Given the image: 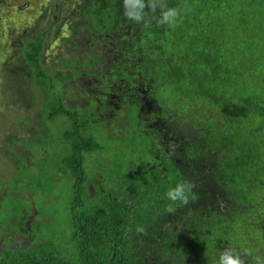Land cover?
I'll use <instances>...</instances> for the list:
<instances>
[{
    "label": "trees",
    "instance_id": "16d2710c",
    "mask_svg": "<svg viewBox=\"0 0 264 264\" xmlns=\"http://www.w3.org/2000/svg\"><path fill=\"white\" fill-rule=\"evenodd\" d=\"M37 1L34 7L29 0H0V87L16 78L24 87L25 75L38 87L34 93L43 89L40 130L26 142L37 153V144L54 138L53 132L63 135L58 141L63 149L53 153L61 161L49 170H69L75 179L69 203L72 252L41 243L38 250L16 251L2 263L218 264L226 248L239 252L245 264H253L255 256L264 258V0H165L180 9L175 27L157 22L161 0H154V15L144 9L148 25L124 15V0L86 5L74 27L84 26L85 33H125L123 59L131 66L125 71L132 74L125 75L135 90L125 82L114 87L120 73H106L101 64L82 57L90 56L85 52L70 51L62 69L51 65V52L42 55L44 36L72 31L65 24L70 13L65 20L55 19L58 13L48 5L41 14L43 1ZM135 6L129 0V10ZM122 22L129 27L123 30ZM34 25L36 33L22 35ZM137 30L130 39L128 33ZM59 38L52 40L73 41L72 36ZM60 53L55 51L52 59L60 61L65 55ZM93 62L97 71L78 93L80 106L70 101L66 106L56 87L59 79L64 75L68 87L69 80L92 74L89 67L73 75L68 69ZM52 68L54 76L49 75ZM54 97L64 101L56 106ZM127 111L132 119H125L123 135L99 142L91 134L98 128L108 135L106 122ZM60 120L71 128L63 129ZM118 137L121 149L113 145ZM100 157L112 158L103 173ZM179 182H190L196 198L190 195L187 205L175 202V212L169 213L173 202L166 192Z\"/></svg>",
    "mask_w": 264,
    "mask_h": 264
},
{
    "label": "rangeland",
    "instance_id": "374dc122",
    "mask_svg": "<svg viewBox=\"0 0 264 264\" xmlns=\"http://www.w3.org/2000/svg\"><path fill=\"white\" fill-rule=\"evenodd\" d=\"M29 1L34 7L39 3L38 1L35 2V0ZM71 36H74L73 31H71ZM123 37L124 34L120 35L117 41L119 42ZM50 64H52V58ZM54 65L56 68L59 66L58 62H55ZM50 74H54V69L50 71ZM68 75L72 74L68 72ZM63 77L65 76H61L56 87L65 94ZM21 80L24 87L21 90V94L18 95L19 98L15 102L14 107L12 100H6L3 103L0 99V198L4 194H8L0 199V205L2 206L0 207V211L6 214L10 213V220L6 225L10 229H14L17 223L23 226L26 220L25 217L28 216L27 224L33 225L32 231H28V233L33 236L35 241L34 246H39L43 243L44 247L51 245L56 248L58 247L65 254H69V252H72L70 243L71 231H73L69 203L74 195L75 179L71 173H68L70 172L69 170L65 173V171L61 172L62 170L58 169L57 175L49 170V168H55L56 163L61 161L59 159L56 160L57 157L53 153L56 152L58 154L59 150L63 149V146L53 143L59 147H54V145L55 150L51 148L49 151L43 149L44 153H42V156H40V151L31 153L28 165L34 166L33 168H23L25 163L23 158H20L22 170L20 168L15 170L13 167L15 159H19L15 156L14 152L19 154L20 149L13 147L14 143H10L8 135L11 133V129L15 127L19 130L21 138L25 139L24 144L21 146L24 150L29 149L30 143H27L26 139L30 138L31 129L37 123V114L42 109L41 101L44 99L43 89H41V94L34 93L39 89L36 85L31 84L28 76L21 75ZM86 80L89 79L77 78L68 81L71 87L70 94L73 96L70 100V105L78 103L80 106L77 96L79 92H82L81 88L84 87ZM54 101H57V97H54ZM122 114L127 118L119 117L116 119V116H111L109 122L107 121L104 125L108 128V135L99 132L98 128L94 130L92 128L91 134L98 136L99 142H109L114 136L123 135L127 129L126 120L129 122L132 118L129 111L120 113V115ZM21 120L27 122L20 125ZM62 126L64 127L63 129L71 128V124L69 122L65 123V121L62 122ZM53 134H56V131ZM120 139L118 137L113 141V145L117 148L119 147V149L123 148ZM48 144H51V142L49 141ZM113 145L110 146V152L114 151L115 147ZM37 146H40V143ZM40 158H43L42 163H40ZM100 161L102 163V173L104 169L112 166L111 157H100ZM91 163L92 165H88L86 168V173H88L89 177L93 175L92 171H94V163L92 161ZM109 173L105 175V178L107 176L106 179L111 178V174ZM101 176L97 175L96 177L99 178ZM32 196H34L33 200L31 199ZM20 211L22 215L24 214V218L19 213ZM0 222L5 224V220L2 217H0ZM37 250L34 252H37Z\"/></svg>",
    "mask_w": 264,
    "mask_h": 264
},
{
    "label": "flooded vegetation",
    "instance_id": "af4514ba",
    "mask_svg": "<svg viewBox=\"0 0 264 264\" xmlns=\"http://www.w3.org/2000/svg\"><path fill=\"white\" fill-rule=\"evenodd\" d=\"M43 3L40 6V9L42 11L41 14L46 13L47 12V8L48 5L51 2H54L56 4V7H58V15L55 16V19H57L58 17H61L62 20H65V17L68 13H70V17L67 18V20L72 21L71 22V29L76 30V34H74L73 37V41L68 42V43H60L59 45H57L55 43V41H53L52 39H54L55 37L53 36V34L50 35H46L44 36V41L42 43V55H44L45 53L47 54V50L48 48H50L52 50L51 54L49 56H54L55 55V51L57 52V54H61L60 52H63L65 55H62L61 60L58 61L59 64V68L62 69V61L66 60V66L67 61L69 59H65L64 56L70 57L71 53H69L72 50H76V52L81 53V52H85L84 55H88L90 54V56H82L84 58L90 57L91 61H95L98 64H101L102 67H105V71L106 73H112V76L115 75L116 73H120V77H118L117 79H115V83H114V87H117L119 84L121 83H126L127 86H130V88H133L135 90V86L133 84V81L127 80V76L125 75V73L132 75L130 72L125 71V69L131 70V66H129L128 64H126L124 62L123 56H124V50L127 49V47L125 46L127 39L125 37V33L123 31H117L116 33H112V34H106V37L103 38V31L101 29H99L100 31H97L95 29H93V31H90L88 33H84V34H80L78 33L79 29L84 26H80V27H74V20L80 18V13L84 10V7L88 4H91L93 2H95L96 0H42ZM130 24H127L125 22H122V29L125 30L126 28L129 27ZM73 26V27H72ZM30 28V27H29ZM30 32L25 31L22 33V35H27L29 36V33H36L37 32V26L34 25V27H32ZM124 34V37L122 40H120L119 42L117 41V39L119 38L120 35ZM130 34V39L133 40V37L135 35L139 34V30H137L135 33H128ZM112 39L114 41H112ZM101 51V52H100ZM129 51V49H128ZM124 53V54H123ZM127 53V52H126ZM96 55V56H95ZM0 57H4V56H0ZM46 61H48V56H44ZM8 63L10 65V62L12 60L11 57H9L8 59ZM5 63V62H4ZM1 64V62H0ZM79 66V65H78ZM73 68V69H68V72L71 73L72 75L76 73V71H80L82 69H84V67H89L92 71L90 73L95 74L96 70V64L93 62L91 64H88L87 66H79V67ZM46 76H48L47 72H46ZM85 78V77H84ZM17 80H20L19 78H16L12 81H10V83H8L6 85V87L1 86L0 87V99L2 100V102L4 103L6 100H12L13 101V107L15 105V102H17L18 100V95L21 94V90L23 89V86L19 85L17 82ZM58 84V83H57ZM70 86V85H69ZM104 90H98L96 91L97 93H103ZM59 93H61L59 91ZM13 97H15V99H13ZM73 98L72 95H69L66 99L67 101H70ZM110 99L112 101H110L111 104L115 103L116 100V96L115 95H111ZM42 103V101H41ZM43 104L42 103V109L40 110V112H38L37 114V123H35L31 129L32 132L34 131H39V126H40V114L43 110ZM117 107V105L115 106ZM27 120V119H25ZM25 120H21L20 121V125L24 124V122H27ZM61 123H59L60 126H62V120H60ZM54 129H58L57 126H53ZM31 132V134H32ZM58 131H56V134H52V136H55L52 139H49L48 142L50 141L52 145H55L53 143H57V145H60L61 143L58 144L59 140H63V135H61V133H57ZM62 132V130H61ZM17 136V137H16ZM32 137V136H31ZM30 137V138H31ZM13 138H17L18 142L14 143L13 147L14 148H19L20 149V153H16L14 152L15 156L20 158H23L25 160V165L24 168L28 169V168H33L34 166H29L28 165V160L30 159V150L28 149H23V147L21 145L24 144L25 139H22L20 134H19V130L16 129L15 127L11 129V133H9L8 135V139L13 140ZM45 143L40 145V156H42V153H44L43 149H45L47 151V147L49 146V144ZM56 146V145H55ZM57 146V147H59ZM28 150V151H27ZM38 155V154H37ZM42 159L40 158V163H42ZM21 160V159H20ZM16 168H19V165H14ZM38 168V167H37ZM8 195L7 193L4 194L0 199H2L4 196ZM31 199H34V196L31 197ZM1 203V201H0ZM0 207H2L0 205ZM21 214V211L19 212ZM6 214V213H5ZM2 214V212L0 211V217H4ZM22 218L24 217V214L22 215ZM26 220L24 221V225H16V227L14 229H10L8 227H6V223H2L0 222V264H4L2 263V259L4 257H6L9 254H13L16 251L22 250V249H37L39 246L36 245L34 246V239L33 236L30 235L28 233V231H31L32 229L28 226L27 221H28V216L25 217Z\"/></svg>",
    "mask_w": 264,
    "mask_h": 264
},
{
    "label": "clouds",
    "instance_id": "9594fccd",
    "mask_svg": "<svg viewBox=\"0 0 264 264\" xmlns=\"http://www.w3.org/2000/svg\"><path fill=\"white\" fill-rule=\"evenodd\" d=\"M135 5V11L132 12L129 10V0H124V15L136 23H144L145 25H148L150 20L146 18L148 14L144 11V9L149 8L154 15L156 13L154 0H148L147 4L145 3V0H135ZM184 7L186 9H190V6L188 5H185ZM179 17L180 9L170 8L166 4L165 0H161L160 19L157 21L159 24H168L170 27H175L177 26ZM105 37L106 34L103 33V38ZM92 75L94 74H89L85 78H89ZM192 188L193 185L190 182H179L174 188H169L166 192V196L170 201L173 202V204H169L166 211L169 213L175 212V202H180L181 204L187 205L189 203L190 195L192 196V199H195L196 197L192 193ZM137 231L143 233L145 232V229L143 227H138ZM247 254L251 255L250 252ZM218 264H245V261L242 259V256L239 252L231 248H226L220 254ZM253 264H264V258L259 256L253 257Z\"/></svg>",
    "mask_w": 264,
    "mask_h": 264
},
{
    "label": "crops",
    "instance_id": "0c3cea01",
    "mask_svg": "<svg viewBox=\"0 0 264 264\" xmlns=\"http://www.w3.org/2000/svg\"><path fill=\"white\" fill-rule=\"evenodd\" d=\"M49 5H51V7L53 8V10H55V12H59V10H58V7H56V4L54 3V2H51ZM65 22V21H64ZM70 22H72V21H70ZM70 22H65V24H69ZM60 25H63L62 23L60 24ZM73 27V26H72ZM74 33H76V31H73ZM78 33H80V34H84L85 32H83L82 31V28H80L79 29V31H78ZM63 36H71V30L69 29V30H66V31H61V34H55V37H63ZM61 38H59V40H61ZM60 43H58L57 45H59ZM50 52H52V50L50 49V48H48V50H47V53H50ZM22 58H23V56H22ZM21 58V59H22ZM51 58H52V56H50V59H49V63H50V60H51ZM55 62H58V61H56V60H54V59H52V64L51 65H54V63ZM0 66L1 67H3L2 66V64H0ZM52 69H54V68H52ZM56 69H54V71H55ZM56 72H54V74H55ZM54 74H53V76H54ZM49 75H51L50 74V72H49ZM58 91H60L61 93V96L63 97V98H67L69 95H72V94H70V91H71V88L68 86V87H65V94H63L62 93V91L59 89ZM63 102L64 100H60V99H57V101H54V99H53V103H55L56 104V106H58L59 105V102ZM66 106H67V99H66ZM49 146H51V147H53L54 145H52V144H49ZM48 146V147H49ZM48 147H47V149H48ZM48 151V150H47ZM48 155V154H47ZM20 160V159H19ZM21 161V160H20ZM43 162V161H42ZM35 163V162H34ZM26 163H24V165H25ZM13 165H19L20 167V170H22V168H21V164H18V163H13ZM24 165H23V168H24ZM14 168H15V170L16 169H18V168H16L15 166H13ZM58 173H56V175H57ZM31 201V200H30ZM1 204V203H0ZM8 216H10V213L9 214H7ZM5 218L6 217H3V219L5 220ZM5 223L7 224V221L5 220ZM31 229H32V227H33V225L32 224H29L28 225ZM32 231V230H31ZM71 233H72V231H71ZM72 235V234H71ZM69 236H70V233H69Z\"/></svg>",
    "mask_w": 264,
    "mask_h": 264
}]
</instances>
